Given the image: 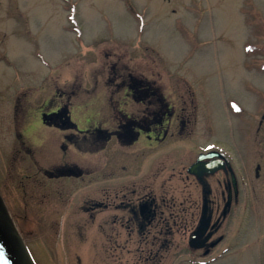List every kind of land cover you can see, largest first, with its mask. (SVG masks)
Segmentation results:
<instances>
[{
    "label": "rangeland",
    "instance_id": "374dc122",
    "mask_svg": "<svg viewBox=\"0 0 264 264\" xmlns=\"http://www.w3.org/2000/svg\"><path fill=\"white\" fill-rule=\"evenodd\" d=\"M66 5L55 2L52 22L35 12L40 27L11 34L10 66L0 64V195L36 264H91L96 251L92 232L82 238L85 227L67 220L72 209H51L52 182L38 168L55 163L57 147L40 152L36 127L22 133L50 92L79 121L85 104L97 114L114 92L108 63H127L118 76L185 97L192 137L180 141L223 153L242 140L240 110L264 98V0H74L64 19ZM255 252L219 264H260Z\"/></svg>",
    "mask_w": 264,
    "mask_h": 264
},
{
    "label": "flooded vegetation",
    "instance_id": "af4514ba",
    "mask_svg": "<svg viewBox=\"0 0 264 264\" xmlns=\"http://www.w3.org/2000/svg\"><path fill=\"white\" fill-rule=\"evenodd\" d=\"M56 1L0 0V64L10 66V35L28 36L30 27L39 28L35 12L44 11L43 23L52 22ZM61 2L67 4V19L74 0ZM108 64L115 75L108 82L115 81L110 83L115 88L100 112L85 104L89 113L82 111L77 121L68 98L58 107L61 94L55 89L30 112L36 125L30 121L22 131L36 127L40 152L57 147L55 163L38 171L52 182L51 209H72L67 220L85 227L82 238L92 232L91 264L97 259L99 264H219L251 247L264 264V226H259L264 224V98L254 109L240 110L242 140L225 153L211 146L202 150L198 143L180 141L192 137L183 95L171 100L146 78L118 76L133 68L127 63ZM209 153L220 156L200 164L221 167L202 172L200 165L190 173L198 157ZM93 154L98 157H89ZM204 207L208 223L191 247ZM251 230L256 232L250 235Z\"/></svg>",
    "mask_w": 264,
    "mask_h": 264
},
{
    "label": "water",
    "instance_id": "95a60500",
    "mask_svg": "<svg viewBox=\"0 0 264 264\" xmlns=\"http://www.w3.org/2000/svg\"><path fill=\"white\" fill-rule=\"evenodd\" d=\"M213 156H219L217 153H209L207 155H200L195 164L189 168L190 173L195 172L197 166L202 165V172L214 171L218 167L209 170V164H200V160L203 158H210ZM205 207L203 208V214L197 229L189 238V245L195 247L197 238L204 232L208 219L205 218ZM0 264H36L25 245V242L19 233L4 201L0 195Z\"/></svg>",
    "mask_w": 264,
    "mask_h": 264
}]
</instances>
